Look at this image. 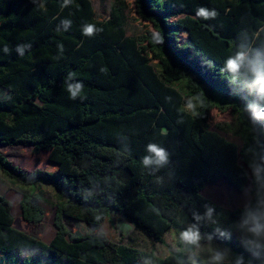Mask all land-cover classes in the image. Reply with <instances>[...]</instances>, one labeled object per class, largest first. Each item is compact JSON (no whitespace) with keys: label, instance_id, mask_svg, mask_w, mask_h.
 I'll list each match as a JSON object with an SVG mask.
<instances>
[{"label":"trees","instance_id":"obj_1","mask_svg":"<svg viewBox=\"0 0 264 264\" xmlns=\"http://www.w3.org/2000/svg\"><path fill=\"white\" fill-rule=\"evenodd\" d=\"M133 1L151 27L139 38L126 34L123 5L100 21L91 0L67 7L64 0H0V89L12 95L0 101V147L46 155L44 168L28 172L0 154V171L32 189L20 204L29 224L46 218L39 187H52L59 198L56 233L45 243L14 226L13 204L0 195V264H190L182 253L161 257L104 233L71 239L65 219L100 227L117 212L165 243L183 212L193 224V212L202 216L205 205L213 215L220 211L203 196L207 185L226 180L241 193L250 184L254 207L264 197V171L258 181L248 151L264 157L256 143L264 145V121L252 124L243 109L254 95L224 71L241 44L264 45V0ZM200 8L217 15L199 16ZM64 20L71 21L67 29ZM86 24L100 31L86 36ZM19 45L31 47L21 56ZM66 82H82L80 96L71 99ZM214 110L237 117L242 147L210 130ZM150 143L170 154L157 172L142 164ZM257 162L264 168V159ZM243 211H233L232 220L239 222ZM206 222L202 235L217 237ZM237 255L253 259L241 242L233 247V264Z\"/></svg>","mask_w":264,"mask_h":264},{"label":"rangeland","instance_id":"obj_2","mask_svg":"<svg viewBox=\"0 0 264 264\" xmlns=\"http://www.w3.org/2000/svg\"><path fill=\"white\" fill-rule=\"evenodd\" d=\"M91 2L93 4L96 18L100 21L107 20L115 7L123 5V23L126 34L129 37L139 38L146 35L148 31H151V27L143 22L137 15L133 0H122L120 2H117L116 0H91ZM186 40L187 35L181 34L180 43L183 44ZM11 96L12 95L9 92L0 89V101L9 99ZM209 126L210 130L217 132L222 137L235 142L239 147H242L243 140L240 134L239 122L237 117L232 113H221L217 110L212 111ZM0 154L6 155L7 158L17 167H22V169L26 171H31L33 166L31 148L0 147ZM43 158H46V155H43ZM40 169L42 168L40 167ZM4 184L10 185L9 181L3 177L2 172L0 171V189ZM13 189L10 198L13 203V215L15 218L14 226L19 230L25 231L39 238L45 243H49L56 233L54 217L56 206L59 202L56 191L52 187H39L37 189V193H39L40 196V204L46 213V218L41 224H29L23 220L21 207L15 199L18 197L20 190H18L17 187H13ZM250 190L251 186L250 184H247L245 191L240 193L226 180H221L219 183L207 185L206 190L203 193L207 199L213 201L221 208L219 212L213 215V219L218 220V225H212L208 221L206 222L207 225L214 228L219 226L222 230L230 231V238H224L218 235L212 239L211 246L220 249H230L229 259H231L233 255V247L241 242L243 235L240 230L232 227V225L238 222L232 220L231 213L237 209L243 208L245 204L250 202ZM0 195L2 194L0 193ZM177 222L178 227L171 230L165 236V243H155L143 233L136 230L129 221L122 218L117 212H113L100 227H91L83 222L65 219V224L71 234V239L79 236H88L94 233H104L110 241L118 244L131 245L138 249L153 248L161 257H166L172 253L179 252L184 254L189 260L190 254L184 250V245L179 240V234L191 224V221L189 216L183 212ZM201 245L202 250L196 257L197 264H202L207 256V252L204 251V249H207L208 242L202 240ZM22 259L23 258H18L17 261L20 263ZM7 262V260H4L1 263L7 264Z\"/></svg>","mask_w":264,"mask_h":264},{"label":"clouds","instance_id":"obj_3","mask_svg":"<svg viewBox=\"0 0 264 264\" xmlns=\"http://www.w3.org/2000/svg\"><path fill=\"white\" fill-rule=\"evenodd\" d=\"M71 2L72 0H64L62 7H67ZM198 15L208 18L209 16L215 17L217 13L200 8ZM61 23L65 25L66 29L71 25L70 20H64ZM97 31L100 30L92 24H86L83 28V34L86 36H92ZM28 47H31V45H19L16 50L23 56L24 48ZM60 47L62 48L63 46L61 45ZM4 51L8 52L10 50L5 47ZM224 71L229 74L232 82H241L243 87L254 95V99L248 102L243 109L249 114L252 124L255 125L258 121H264V45L258 48H250L241 44L239 50L225 60ZM67 79L72 80V73H69ZM83 87L82 82L70 84L66 82V88L71 99H76L80 96ZM253 130L255 131V129ZM261 131L264 132V130ZM256 143L258 146L264 147V145H260L258 139ZM248 151L253 155V160L249 162V167L252 168L254 176L259 181L260 173L264 171V168L257 161L264 159V157H260L256 149L250 148ZM147 152L148 155L142 158V164L145 168L151 169L152 172H157L170 163L169 152L158 144H148ZM261 187H264V184H261ZM205 208L206 211L202 216L193 212V218L196 223L190 224L179 234V240L184 245V250L190 254V264H197L196 257L202 250V240L208 242L207 249H204L207 252V256L202 264H233V261L229 259L230 249L213 247L211 246L213 234L205 233L202 235L200 231V223L202 221L207 220L212 225H218V220L213 219L214 207L205 205ZM232 227L241 231L243 234L241 243L244 249L253 257V259L245 261L243 255H237L234 264H253L254 259L258 260L259 264H264V197L258 200V204L255 207L251 202L245 204L240 221L232 225ZM214 234L230 238V231L222 230L219 226L214 228ZM178 264H184V262L178 261Z\"/></svg>","mask_w":264,"mask_h":264},{"label":"crops","instance_id":"obj_4","mask_svg":"<svg viewBox=\"0 0 264 264\" xmlns=\"http://www.w3.org/2000/svg\"><path fill=\"white\" fill-rule=\"evenodd\" d=\"M32 155V154H31ZM33 156V166H32V169H31V171H28V172H32L33 170H35V169H40V167L41 168H44L45 167V165H46V158H43V154H40V155H37V156H34V155H32ZM41 162V163H40ZM38 166H40V167H38ZM22 168V167H21ZM3 175V174H2ZM3 177L6 179V180H8L4 175H3ZM9 181V183H10V185H8V184H4L2 187H1V189H0V193L2 194V195H4V196H6L10 201H11V198H10V196H12V192H13V187H17V189L18 190H20L19 191V195H18V197H16L15 199H16V201H17V203L20 205L21 204V200H22V198H23V193L24 192H26V193H30V192H32V189H30V188H27V187H23V186H19L18 184H15L14 182H12V181H10V180H8ZM219 183V182H218ZM41 187H48V186H41ZM205 190H206V188L204 189V191L202 192V194L205 192ZM203 196H204V194H203ZM205 197V196H204ZM12 202V201H11ZM13 204V203H12ZM20 207H21V205H20ZM21 213H22V210H21ZM191 224H192V222H191ZM178 225V224H177ZM178 226H176L175 228H177ZM174 228V229H175Z\"/></svg>","mask_w":264,"mask_h":264}]
</instances>
